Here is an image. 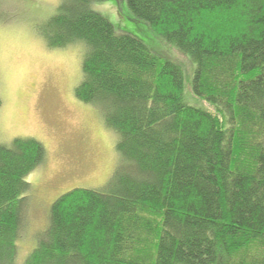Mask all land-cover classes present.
Wrapping results in <instances>:
<instances>
[{
    "label": "trees",
    "instance_id": "1",
    "mask_svg": "<svg viewBox=\"0 0 264 264\" xmlns=\"http://www.w3.org/2000/svg\"><path fill=\"white\" fill-rule=\"evenodd\" d=\"M61 0L38 26L49 48L83 43L80 102L117 136L121 158L99 190L50 206L23 264H264V0H127L130 12L194 65L117 34L91 5ZM44 146L0 145V264H15Z\"/></svg>",
    "mask_w": 264,
    "mask_h": 264
},
{
    "label": "rangeland",
    "instance_id": "2",
    "mask_svg": "<svg viewBox=\"0 0 264 264\" xmlns=\"http://www.w3.org/2000/svg\"><path fill=\"white\" fill-rule=\"evenodd\" d=\"M61 0H0V145L16 138L34 139L45 148L40 166L25 177L27 211L15 264H23L35 236L48 223L51 204L75 189L99 190L121 158L116 134L92 105L75 97L82 79L85 45L49 48L38 26L51 18ZM91 9L106 17L117 34L130 35L164 60L178 64L185 77L186 101L214 109L191 93L194 65L136 18L127 0H105Z\"/></svg>",
    "mask_w": 264,
    "mask_h": 264
}]
</instances>
